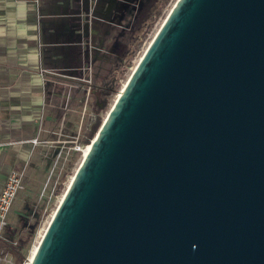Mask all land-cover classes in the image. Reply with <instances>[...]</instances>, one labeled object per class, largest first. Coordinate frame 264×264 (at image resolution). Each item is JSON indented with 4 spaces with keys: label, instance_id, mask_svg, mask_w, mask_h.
I'll list each match as a JSON object with an SVG mask.
<instances>
[{
    "label": "water",
    "instance_id": "95a60500",
    "mask_svg": "<svg viewBox=\"0 0 264 264\" xmlns=\"http://www.w3.org/2000/svg\"><path fill=\"white\" fill-rule=\"evenodd\" d=\"M30 264H264V0L176 1Z\"/></svg>",
    "mask_w": 264,
    "mask_h": 264
},
{
    "label": "crops",
    "instance_id": "0c3cea01",
    "mask_svg": "<svg viewBox=\"0 0 264 264\" xmlns=\"http://www.w3.org/2000/svg\"><path fill=\"white\" fill-rule=\"evenodd\" d=\"M126 4L0 0V194L11 172L27 177L42 168L43 154L57 142L65 116L60 93L66 82L79 84L73 75L82 50L91 61L96 44L114 33L112 23L98 18L99 9ZM65 71L72 77H63Z\"/></svg>",
    "mask_w": 264,
    "mask_h": 264
},
{
    "label": "rangeland",
    "instance_id": "374dc122",
    "mask_svg": "<svg viewBox=\"0 0 264 264\" xmlns=\"http://www.w3.org/2000/svg\"><path fill=\"white\" fill-rule=\"evenodd\" d=\"M125 1L127 4L122 7L98 11L99 19H107L114 25V33L103 45L96 44L99 50L91 61L85 59L87 52L82 50L78 69L73 75L79 84L77 87H69L66 82L60 93L65 116L58 123L61 129L57 142L51 145V151L46 148L42 168H34L24 178L23 189L11 209L8 225L1 233L2 264H25L28 260L33 245L50 223L60 199L83 160L82 153H72L70 163L61 169L57 165L61 158L59 147L63 146L66 152L69 151L79 133L82 131L83 134L84 128L91 121V114L97 116L90 133V139L94 140L118 93L177 0ZM62 76L72 77L69 71H65ZM99 87L112 88L100 99L102 103L105 102L102 109L96 105L92 95L93 89ZM55 185L56 193L51 198L50 193Z\"/></svg>",
    "mask_w": 264,
    "mask_h": 264
},
{
    "label": "built area",
    "instance_id": "2783aa9c",
    "mask_svg": "<svg viewBox=\"0 0 264 264\" xmlns=\"http://www.w3.org/2000/svg\"><path fill=\"white\" fill-rule=\"evenodd\" d=\"M90 97V92L88 93V97L85 102V107L88 106V100ZM97 116L95 114H91L90 122L88 123L87 127L84 128L85 130L79 133L76 141L73 142L74 145L69 149L68 152L65 151V147H59V154L61 155L60 161H57V165L60 166L61 169H64L71 160L72 153H82L83 150L92 143L93 140L90 139V133L93 128V121ZM24 172H11L6 180L5 187L0 194V238L1 233L8 225V219L11 212V209L14 205V202L19 194V192L23 189L24 186ZM57 189V185L53 186L51 191V198L55 195ZM3 263L2 254L0 252V264Z\"/></svg>",
    "mask_w": 264,
    "mask_h": 264
},
{
    "label": "bare ground",
    "instance_id": "6f19581e",
    "mask_svg": "<svg viewBox=\"0 0 264 264\" xmlns=\"http://www.w3.org/2000/svg\"><path fill=\"white\" fill-rule=\"evenodd\" d=\"M90 147H91V144H89V145L83 150V152H82V158H84V156L87 154V152H88V150H89ZM72 178H73V177H72ZM70 181H71V180H70ZM64 194H65V193H64ZM63 196H64V195H63ZM63 196H62V198H63ZM62 198L60 199V202H61ZM58 206H59V205H58ZM54 213H55V212H54ZM53 215H54V214H53ZM52 217H53V216H52ZM51 219H52V218H51ZM50 221H51V220H50ZM47 227H48V225H47ZM47 227L44 229V231H43L42 233H40V236L38 237V239L36 240L35 244L33 245L32 249H31V251H30L29 258H28V260L25 262V264H30V263H31V261H32L34 255H35L37 249H38V246H39V244H40V241H41V239H42V237H43V235H44V233H45Z\"/></svg>",
    "mask_w": 264,
    "mask_h": 264
},
{
    "label": "flooded vegetation",
    "instance_id": "af4514ba",
    "mask_svg": "<svg viewBox=\"0 0 264 264\" xmlns=\"http://www.w3.org/2000/svg\"><path fill=\"white\" fill-rule=\"evenodd\" d=\"M108 90L109 88H105V87L95 88L92 91V95L95 98V100H97V98L101 99V97H105Z\"/></svg>",
    "mask_w": 264,
    "mask_h": 264
},
{
    "label": "trees",
    "instance_id": "16d2710c",
    "mask_svg": "<svg viewBox=\"0 0 264 264\" xmlns=\"http://www.w3.org/2000/svg\"><path fill=\"white\" fill-rule=\"evenodd\" d=\"M112 90V88H109V90L108 91H111Z\"/></svg>",
    "mask_w": 264,
    "mask_h": 264
}]
</instances>
